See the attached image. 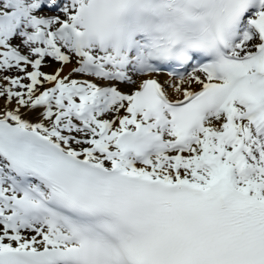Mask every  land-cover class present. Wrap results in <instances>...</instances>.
Returning <instances> with one entry per match:
<instances>
[{
	"label": "snow or ice",
	"instance_id": "obj_1",
	"mask_svg": "<svg viewBox=\"0 0 264 264\" xmlns=\"http://www.w3.org/2000/svg\"><path fill=\"white\" fill-rule=\"evenodd\" d=\"M0 264H264V0H0Z\"/></svg>",
	"mask_w": 264,
	"mask_h": 264
}]
</instances>
